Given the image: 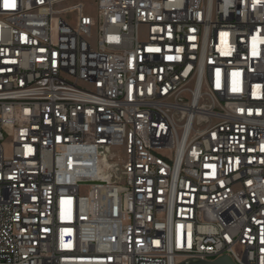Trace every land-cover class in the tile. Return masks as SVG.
<instances>
[{"label":"built area","instance_id":"2783aa9c","mask_svg":"<svg viewBox=\"0 0 264 264\" xmlns=\"http://www.w3.org/2000/svg\"><path fill=\"white\" fill-rule=\"evenodd\" d=\"M0 0V264H264V0Z\"/></svg>","mask_w":264,"mask_h":264},{"label":"water","instance_id":"95a60500","mask_svg":"<svg viewBox=\"0 0 264 264\" xmlns=\"http://www.w3.org/2000/svg\"><path fill=\"white\" fill-rule=\"evenodd\" d=\"M184 263L185 264H235L232 261V259L227 255L220 256L211 261L190 259V260H186Z\"/></svg>","mask_w":264,"mask_h":264},{"label":"snow or ice","instance_id":"6c2138e0","mask_svg":"<svg viewBox=\"0 0 264 264\" xmlns=\"http://www.w3.org/2000/svg\"><path fill=\"white\" fill-rule=\"evenodd\" d=\"M4 6H5L6 8H8V7H14L13 4L8 3V0H5Z\"/></svg>","mask_w":264,"mask_h":264},{"label":"bare ground","instance_id":"6f19581e","mask_svg":"<svg viewBox=\"0 0 264 264\" xmlns=\"http://www.w3.org/2000/svg\"><path fill=\"white\" fill-rule=\"evenodd\" d=\"M220 256H223V255H218V257H220Z\"/></svg>","mask_w":264,"mask_h":264}]
</instances>
